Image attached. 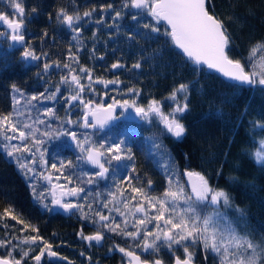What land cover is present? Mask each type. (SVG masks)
Segmentation results:
<instances>
[{"label":"trees","instance_id":"16d2710c","mask_svg":"<svg viewBox=\"0 0 264 264\" xmlns=\"http://www.w3.org/2000/svg\"><path fill=\"white\" fill-rule=\"evenodd\" d=\"M14 2L21 3L24 8L23 34L27 39L25 44L35 50L40 59L33 62L23 60V48L12 46L10 34L0 25V32L4 33L0 35V113L7 114L13 110L15 97L20 101L15 105L22 113L20 120L32 123L38 117L46 121V124H36V127L41 131L57 133V136L51 139L41 137L45 140L43 150L46 152V158L49 165L53 162L59 164L60 160L72 161L73 166L65 169V172L72 178L71 187L85 189L83 205L89 218H82L80 211L68 218L53 215L47 181L42 176L33 178L30 173L25 174L20 168V163L27 158L25 153H16V157L8 156V149L4 147L7 143L2 137L0 215L6 207H13L14 213L35 226L39 236L52 244V249L74 264H122L124 255L120 252L109 254V250L115 248L114 245H124L126 250L131 251L140 248L136 247L131 239L107 230V247L99 249L84 247L79 236L81 231L88 233L86 223H91L93 218H96L94 211L99 210L104 214L108 211L102 205L110 199L109 193L117 192L118 188L121 191L128 188L127 181L121 182L126 175L139 176V180L132 181L134 186L151 181L154 183L153 191L156 196L162 195L164 179L159 166L161 158L155 154L157 150L152 145L153 137L162 136L163 143L174 161V171L179 174L182 183L186 170L204 174L212 187L224 189L230 194L231 207L221 206V210L237 221L240 229L253 233L257 240L264 237V166L257 164L251 155L259 148V142L264 140V129L255 126L257 122L264 124V87L258 84L244 87L228 83L203 67L197 72L164 35L167 29L165 24L158 25L159 33H152L150 29L143 28V23L151 22V17L146 14L138 17V25V21L132 19L136 10L129 8L123 10L122 17L114 22V10H121L124 0H0V14L8 15L10 19H18L13 7ZM109 4L112 5V10L104 7ZM60 8L66 9L69 14L78 11L81 16L84 11L95 8L92 17H85L81 23L79 44L72 39L75 33L56 20ZM208 9L223 21L231 35L230 57L241 59L247 64L250 47L264 41V0H209ZM101 17L104 22L95 23ZM114 24H119V28ZM129 35H133V39H128ZM69 50L78 58L79 64L68 59ZM43 53L47 55H42ZM262 57L264 51H258L254 57L255 63L264 62ZM57 61L61 64L60 68L55 67ZM117 62L123 67L112 69L111 65ZM137 62L141 64L139 69L132 67ZM45 63L53 64L48 73L43 70ZM64 63L70 64L81 77L86 76L85 73H79V67L83 66L92 72L94 80L101 78L105 81H118L117 84H109L107 87L92 83V89H95L92 91L87 87L89 81L82 78L81 83L86 87L81 98L85 103L92 101L93 104L108 105L114 99L123 100L125 97L135 99L138 105L147 106L152 99H156L162 102L163 111L168 113L174 107L173 102L167 99L172 90L180 83L190 84L189 109L181 117V122L187 130L186 134L180 140L163 135V126L155 118L151 124L121 121L114 129L92 133L82 126V112H75L73 121L77 124L75 127L70 126L66 122L69 120L66 118L69 115L68 104L70 106L71 103L77 102L79 107L83 104L79 100L66 99L74 93L68 85L60 84L61 76L69 71L63 68ZM13 86L24 95L20 96L14 92ZM57 86H60V93L52 100L58 103L53 107L55 117L43 115V110L48 106L46 103L50 102L52 108L55 102L41 97L39 101L28 103L31 96H39L40 93L49 95L55 92ZM129 89H136L139 96L129 93ZM112 90L118 91V95H114ZM178 100L180 103L184 102L179 96ZM47 125H50V128ZM61 131L75 132L81 140L87 137L93 144H104L105 148L113 141L123 139L131 149L134 159L119 163L112 161L108 166L107 179L96 178L94 183L88 184L89 175L94 174V171L81 159L76 144L71 145L68 136L59 135ZM17 157L21 159L18 161ZM133 164L136 169L134 173L131 171ZM30 167L40 173L48 171V168L40 167L39 163L35 166L30 164ZM50 173L53 176L59 175L54 170ZM86 173L88 175H85ZM60 180L68 183L63 177ZM40 192H44L43 198L39 197ZM125 195H130V191L125 192ZM89 204L92 210H89ZM237 209L243 212V218ZM149 214L152 215L153 212L149 210ZM111 216L117 222L122 220L116 212ZM4 224L14 227L5 229ZM148 227L152 228L153 225L149 224ZM22 228L23 225L16 224L9 218L0 220V238L37 235L30 231L21 233L19 230ZM128 230L135 231L130 226ZM18 242L12 241L13 244ZM21 247L27 248V245ZM33 247L35 251H32L30 256L38 254L39 244ZM173 247L178 249L175 255L184 258L183 249L176 245ZM159 250L157 256L163 263L172 264L174 256L169 249L164 247ZM189 251L193 253L194 264H219L218 258L211 252L205 253L202 246L190 248ZM5 252L6 249L0 248V255ZM81 252L84 253L83 256L80 255ZM13 254L19 258V250ZM147 260L152 261L153 258ZM25 264H35V261L27 259ZM41 264L52 263H48L43 257Z\"/></svg>","mask_w":264,"mask_h":264},{"label":"snow or ice","instance_id":"6c2138e0","mask_svg":"<svg viewBox=\"0 0 264 264\" xmlns=\"http://www.w3.org/2000/svg\"><path fill=\"white\" fill-rule=\"evenodd\" d=\"M13 7L15 14H18L19 18L15 20L9 19L8 15L0 14V23L7 25V28L11 30V40L23 48V60H39L40 56L36 54L35 50L24 44L25 35L21 31L24 23V8L18 2H14ZM104 7L112 10V5L110 4ZM104 7L101 8V11L104 10ZM129 8L136 10L132 15V19L137 20L138 25L140 24L139 16L146 14L151 17V22H145L142 26L145 29H150L152 33L160 32L158 25L161 22L166 24L167 29L164 35L170 39L171 44L176 49L180 50L197 72L201 70V66H206L207 69L215 70L228 80L239 84H258L264 87V62L256 64L254 60L258 51H264V41L257 42L250 47L247 64L243 63L241 59L231 58L229 54L232 41L231 35L223 21L210 14L207 8V0H124L121 10H114L113 21L119 20L122 17L123 10ZM94 12L95 8L91 11H84L81 16L78 11L69 14L66 9L60 8L56 14V20L75 33L72 39L79 44L82 30L81 23L85 17H92ZM49 18L51 19V16ZM103 22V17L95 21L97 24H102ZM108 26L112 27L113 25ZM114 26L119 28V24H114ZM0 35H4V33L0 32ZM133 35H129L128 39H133ZM93 38H95V33ZM77 50L79 51L80 49L78 48ZM42 55L47 54L43 53ZM68 59L79 64L78 58L71 53V50H69ZM261 60L264 61V57ZM52 67L53 64L45 63L43 70L48 73ZM55 67H61L59 61L55 62ZM122 67L123 65L119 62L111 65L112 69ZM132 67L139 69L141 64L137 62ZM63 68L69 71L66 75L61 76L60 84L68 85L74 93L66 99L71 101L79 100L84 104L85 113L82 125L84 128H104L110 122L119 118L116 113V109L119 107L125 112L129 109L133 110L136 117L149 124L153 123V118H155L163 125V135L180 140L186 134L187 130L181 122V117L189 109L190 84L180 83L172 90L167 99L173 102L174 107L168 113L163 111L162 102L156 99H152L147 106L138 105L135 99H124L122 101L114 99L108 105L103 103L93 104L92 101L85 103L81 98V94L86 87L81 83L82 78L89 81L87 87L92 91H95V89H92V83L103 84L107 87L109 84H117L118 81H105L101 78L94 80L92 72L83 66L79 67V73H85V77L77 74V70L68 63H64ZM13 91L19 93L20 96L24 95L15 86H13ZM128 92L139 96V92L136 89H129ZM58 93H60V86H57L55 92L49 95L40 93L39 96H31L28 98V103L39 101L41 97L46 100H54ZM178 96L183 99V103H180ZM14 100L15 104L11 112L7 114L0 113V137H2L3 141L8 142L4 145L8 149L7 155L13 156L15 153L28 154L30 159L20 163V168L25 174H35L36 169L30 167L29 163L33 166L39 163L40 167L45 169L50 167L51 170L59 173V175L55 176V180L59 181L63 177L69 184L72 183L71 176L65 172V169L73 166L71 160H60L59 164L53 162L49 165V161L45 159L46 152L43 150L45 140L41 137L51 139L57 136V133L41 131L36 127V124H46V121L38 117L32 123L20 120L19 117L22 113L15 107L20 101L15 97ZM32 107H35V105H32ZM43 115L55 117V110L53 108L44 109ZM90 117L91 120L89 119ZM29 119H31L30 115ZM66 122L72 123L71 120ZM255 126L264 129V124L259 122ZM47 127L50 128V125H47ZM59 135L69 136L75 142L76 147L79 148L81 159L99 169L98 172L89 175L88 184L94 183L96 178H108L109 168L105 167V164H111L112 161L119 163L123 160L134 159L131 149L127 147L126 141L123 139L113 141L105 148L104 144H93L87 137L81 140L75 132L61 131ZM12 141H19V143L12 144ZM122 145L125 147L122 148ZM152 145L157 150L155 154L161 158L159 166L167 178V187L163 191L162 196L152 195L142 185L134 186L132 181L134 179L139 180V176L126 175L121 182L127 181L128 188L124 191L118 188L117 192L119 195H117V192L109 193L110 199L106 200L102 205L103 208L108 209L109 213L116 212L122 218L121 222H117L110 215H105L103 212L96 210L94 215L98 217V221H93V223H99L101 228H105L132 241H137V247H141L145 252L152 250V253H158L160 247L166 245L175 258L174 264H193V253L189 249L198 245L202 246L205 253L211 252L216 256L219 264H264V237L257 240L253 233L240 229L238 222L221 210V206L224 208L231 207L230 194L224 189L212 187L207 177L198 171L186 170L183 173V176L187 177L186 186L179 179V174L174 171V161L170 151L163 143L162 136L153 137ZM251 155L257 164L264 166V140L259 142V148ZM17 159L19 161L21 158L17 157ZM131 171L133 173L136 171L134 164L131 166ZM39 175L50 184L53 205L62 208L65 212L78 210L81 212L82 218H89L87 213L84 212L83 204L63 202L62 200L65 195L79 197L80 193L85 192L83 187L67 188V185L52 184L53 176L51 173L45 175L41 172ZM85 175L88 174L86 173ZM147 183L148 189H151V181ZM57 190H59V195H57ZM128 191H130V195H125V192ZM43 196L44 192H40L39 197L43 198ZM109 205H112V207L110 208ZM88 208L92 210L91 204L88 205ZM121 208L125 211H121ZM149 210L153 212L152 215H149ZM237 211L240 210L237 209ZM137 214L140 215L138 216ZM240 215L243 218L242 211H240ZM5 218L14 220L16 224L23 225V228L19 230L21 233L30 231L37 233V235L0 238V248L6 249L5 254L0 255V264H25L27 259L34 260L35 264H41L45 253H47L48 257L58 256L57 252L52 251V244L39 236L38 229L35 226L14 213L13 207L9 206L4 209L3 214L0 215V220ZM129 218H132L131 227L135 231L128 230ZM149 224H152L153 227L149 228ZM3 227L8 229L14 226L4 224ZM80 235L82 239L89 242L95 241L97 244L104 239L101 231H96L92 235H84L83 231H81ZM13 240H18L19 242L13 244ZM38 244V254L30 256V253L35 251L33 246ZM21 245H27V248H23ZM173 245L183 249L184 258L175 255L178 249L174 248ZM116 248L131 258L130 264H163L160 258H155L152 261L141 260V257L133 251H127L119 245H116ZM17 250H19V258L13 254ZM80 255L83 256L84 253L81 252ZM60 259L66 258L60 257ZM68 264H72V262L68 261Z\"/></svg>","mask_w":264,"mask_h":264},{"label":"flooded vegetation","instance_id":"af4514ba","mask_svg":"<svg viewBox=\"0 0 264 264\" xmlns=\"http://www.w3.org/2000/svg\"><path fill=\"white\" fill-rule=\"evenodd\" d=\"M123 114L124 115H121V111H119L118 110V116L121 118V120L120 121H118L117 123H116V125L115 126H117L121 121H132V120H130V119H128V118H125V116L126 115H128V113L127 112H125L124 110H123ZM139 120H140V118H139ZM139 120H137V121H134V122H136V123H142L141 121H139ZM83 125V124H82ZM114 126V127H115ZM114 127H112L113 129H114ZM112 128H110V129H112ZM109 129V130H110ZM109 130H107V131H109ZM89 131V130H88ZM92 132V131H91ZM93 132H96V131H93ZM92 132V133H93ZM102 132H106V131H101V132H97V133H102ZM88 165V164H87ZM110 164H105V167H108ZM93 171H94V173H96V172H98L99 171V169L98 168H95V167H92V166H90V165H88ZM109 168V167H108ZM48 171L50 172L51 171V169H50V167L48 168ZM53 176V175H52ZM52 183H54V184H61V185H67V188H72L71 187V185L69 184V183H63V181H57L56 182V180H55V176H53V180H52ZM48 184V183H47ZM48 186H49V195H50V201H51V204H50V209H51V212H52V214L53 215H55V216H57V215H59V216H61V217H64V218H68V217H71V216H73L74 214H76L77 212H79L78 210H76L75 212H73V213H71L69 216H64L63 214H61V213H54L53 212V208H52V196H51V192H50V185L48 184ZM151 188H153V186L151 187ZM83 196H85V194L84 193H80L79 194V197H75L74 199H72V200H64V202H70V203H78V204H83V199L85 198V197H83ZM115 212H111V213H109V211H107L106 210V212H105V215H113ZM138 215H140V214H138ZM96 217V216H95ZM112 217V216H111ZM93 221H98V217H96V218H93ZM93 221L90 223V222H88V223H86V228H87V230H88V233H85V232H83V234L84 235H92V234H94L96 231H101L102 233H103V235H104V239H103V243H102V245H99V244H97L95 241H92V242H89V241H86V240H84V239H82L81 238V235L79 236L80 237V239H81V242H82V244H84V247H96V248H99V249H102V247H107L106 246V242L108 241V233H107V229H105V228H101L100 226H99V223H93ZM129 221H130V223H132V220L129 218ZM130 227H131V225H129ZM132 228V227H131ZM127 239V238H126ZM134 242V244L136 245V247H137V241H133ZM124 245H120V247H123ZM113 247H115V248H113V249H111V250H109V254H113L114 252H120L117 248H116V245H114ZM162 248H164L163 246L162 247H160V249H162ZM53 251H55L54 249H52ZM127 251H131V250H127ZM160 251V250H159ZM56 252V251H55ZM133 252L135 253V254H137V255H139L140 257H141V259L142 260H144V258L146 259H152L153 258V260L155 259V258H159V256H157V255H159V252L158 253H152V250H149L148 252H145V251H143L142 250V248L140 247V248H136V250H133ZM170 253H172L171 251H169ZM58 253V252H57ZM46 254V253H45ZM123 255H124V253H122ZM45 257V259H46V261L48 262V263H52V264H56V263H66V262H60V261H48L47 260V258H46V256H44ZM63 257V256H62ZM175 259V258H174ZM86 260H88V258L86 259ZM68 261H70V260H68ZM129 260H128V256H126V255H124V262L122 263V264H127V262H128ZM71 262H73V261H71ZM85 262H87V261H85ZM174 262V261H173ZM41 263H42V261H41ZM66 264H68V263H66ZM73 264H74V262H73ZM84 264V263H83ZM86 264H91L90 262H87ZM164 264V263H163ZM173 264V263H172Z\"/></svg>","mask_w":264,"mask_h":264},{"label":"water","instance_id":"95a60500","mask_svg":"<svg viewBox=\"0 0 264 264\" xmlns=\"http://www.w3.org/2000/svg\"><path fill=\"white\" fill-rule=\"evenodd\" d=\"M208 2H209V0H207V8H208ZM209 10V9H208ZM210 12V11H209ZM210 14H213V13H210ZM161 23H163V22H161ZM2 23H0V25H1ZM164 24V23H163ZM6 26V28H7V25H5ZM165 26L167 27V25L165 24ZM23 29H24V25H23V28H22V33H23ZM7 30H8V32H9V34H10V42H11V44H12V46H14V47H16V48H22L19 44H16L15 42H13L12 40H11V30L10 29H8L7 28ZM26 43V39H25V41H24V44ZM174 46V45H173ZM178 50V49H177ZM179 52H180V50H178ZM201 67H203V68H205L206 70H208V71H210V72H214L216 75H218L220 78H222L224 81H226V82H228V83H232V84H235V85H238V86H244V87H253L254 85H247V84H239V83H237V82H234V81H231V80H228L226 77H223L220 73H218V72H216L215 70H210V69H207V67L206 66H201ZM118 109H119V107H117V109H116V113L118 114ZM85 113V112H84ZM127 113H128V115H126L125 116V118H128V119H130V120H132V121H137V120H139V118L138 117H136V115H135V112L133 111V110H131V109H129L128 111H127ZM84 116V115H83ZM90 120H91V117L89 118ZM121 120V118L119 117L118 119H116V120H114V121H112V122H110L108 125H106L104 128H99V127H97V128H91V127H89V128H84V129H86V130H89V131H96V132H101V131H107V130H109L110 128H112V127H114L115 125H116V123L118 122V121H120ZM82 124H83V117H82ZM88 165H90V164H88ZM90 166H92V165H90ZM93 167V166H92ZM183 179H184V183H185V185L187 186V177L186 176H183ZM47 183H48V181H47ZM49 184V183H48ZM52 184H54V183H52ZM50 185V184H49ZM60 193H59V190H57V195H59ZM76 196H70V195H65V196H63V198H62V200H63V202H64V200H72V199H74ZM52 208H53V212L54 213H61V214H63L64 216H69L71 213H73V212H75L76 210H73L72 212H65L62 208H60V207H58V206H56V205H53L52 204ZM102 243H103V240L99 243V245H102ZM53 251V250H52ZM137 255V254H136ZM45 256H46V258H47V260L48 261H60V262H66V263H68V259H60V257H62L60 254H58V256L57 257H48L47 256V253L45 254ZM130 257H128V262H127V264H130ZM142 260V259H141ZM72 264H73V262H72ZM173 264H174V262H173ZM194 264V263H193Z\"/></svg>","mask_w":264,"mask_h":264},{"label":"rangeland","instance_id":"374dc122","mask_svg":"<svg viewBox=\"0 0 264 264\" xmlns=\"http://www.w3.org/2000/svg\"><path fill=\"white\" fill-rule=\"evenodd\" d=\"M10 19V18H9ZM12 19H17V18H12ZM23 25H24V23H23ZM1 26H3L5 29H6V31L8 32V30H7V28H6V26L4 25V24H1ZM25 26V25H24ZM23 31H24V29H23ZM9 33V32H8ZM26 38V37H25ZM27 40V39H26ZM26 45V44H25ZM28 62H33V61H31V60H29ZM113 92H114V95H118V91H115V90H112ZM124 97V96H123ZM124 99H126L125 97H124ZM123 99V100H124ZM118 100H121L122 101V99H118ZM129 100H132V99H129ZM49 101H52V100H49ZM69 101H71L70 99H69ZM113 101V100H112ZM53 102V101H52ZM55 102V104H53V106H52V108L53 107H56L57 105H58V103L56 102V101H54ZM53 102V103H54ZM137 102V101H136ZM48 106H47V108H51V103L50 102H47L46 103ZM72 105H70L69 106V104H68V106H67V108H68V113H69V115L68 116H66V118L67 119H69V120H71L72 121V123L70 124V126L72 125L73 127H75V124H77L76 123V121H73V118H75V116H74V114H75V112H82V113H84L85 112V108H84V104H83V106H81V107H79L78 106V104H77V102H73V103H71ZM81 108V109H80ZM119 111H121V115H124L123 113V109H121V108H119L118 109ZM68 121V120H67ZM139 121H141V122H144V121H142V120H139ZM162 125V124H161ZM163 126V125H162ZM69 137V136H68ZM68 140L70 141V144L71 145H74L75 143H74V141H72L71 140V138L69 137L68 138ZM6 142V141H5ZM6 143H8V142H6ZM12 144H18L19 143V141H12L11 142ZM121 147H123V146H121ZM102 151V150H101ZM25 155H26V160H24V161H28L30 158L28 157V154H26L25 153ZM14 156L16 157V153L14 154ZM45 159H47L46 158V156H45ZM29 166H30V163H29ZM35 166V165H34ZM162 169V168H161ZM45 175H48L50 172L49 171H46V172H44V171H42ZM162 172V178L164 179V181L162 182V185H163V191L165 190V188L167 187V178H166V175H165V173H164V171L162 170L161 171ZM39 173L40 172H38L37 170L35 171V174L34 173H30L31 174V177H33V178H35V177H39L40 175H39ZM59 181H61V180H59ZM58 181V182H59ZM56 182H57V180H56ZM143 187H145V189L147 190V191H149V189H147L148 188V183H146V184H144L143 183V185H142ZM152 186H154V183H152L151 182V187ZM153 189L154 188H151L150 189V191L151 192H154L152 195H155L156 196V192L155 191H153ZM158 196V195H157ZM162 196V195H161ZM137 199H139V198H137ZM134 203V202H133ZM130 207H131V205H130ZM122 209V211H125L123 208H121ZM138 215V214H137ZM150 215V214H149ZM139 216V215H138ZM131 220H132V218H130ZM158 243H160V242H158ZM164 247H166V249H168L167 248V246L165 245ZM121 253V252H120Z\"/></svg>","mask_w":264,"mask_h":264}]
</instances>
